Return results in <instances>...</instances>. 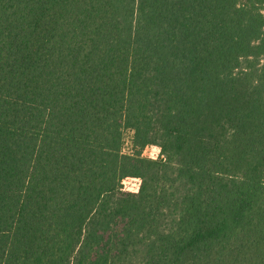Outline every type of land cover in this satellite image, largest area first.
<instances>
[{"label": "trees", "instance_id": "obj_1", "mask_svg": "<svg viewBox=\"0 0 264 264\" xmlns=\"http://www.w3.org/2000/svg\"><path fill=\"white\" fill-rule=\"evenodd\" d=\"M0 264H264V0H0Z\"/></svg>", "mask_w": 264, "mask_h": 264}, {"label": "rangeland", "instance_id": "obj_2", "mask_svg": "<svg viewBox=\"0 0 264 264\" xmlns=\"http://www.w3.org/2000/svg\"><path fill=\"white\" fill-rule=\"evenodd\" d=\"M126 145H125V148H124V153H129L130 152V149H131V138H132V133L131 132H127L126 133ZM161 154V150L156 147V146H150L148 148H146V150L144 151V156L146 158H157L158 156H160ZM138 182L137 181H131L129 183H126L125 186H123V189H131V190H134V189H137L138 188Z\"/></svg>", "mask_w": 264, "mask_h": 264}, {"label": "built area", "instance_id": "obj_3", "mask_svg": "<svg viewBox=\"0 0 264 264\" xmlns=\"http://www.w3.org/2000/svg\"><path fill=\"white\" fill-rule=\"evenodd\" d=\"M159 158V156L155 159V158H149V159H152V160H157ZM131 181H137L138 182V188L137 189H134V190H131V189H122L124 192H137L138 190H139V188H140V186H141V182H140V180H138V179H132V180H125L123 183H122V185L123 186H125V184L126 183H129V182H131Z\"/></svg>", "mask_w": 264, "mask_h": 264}]
</instances>
